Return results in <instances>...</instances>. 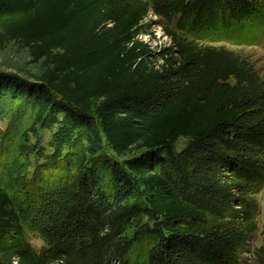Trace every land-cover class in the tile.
Instances as JSON below:
<instances>
[{"label":"trees","instance_id":"1","mask_svg":"<svg viewBox=\"0 0 264 264\" xmlns=\"http://www.w3.org/2000/svg\"><path fill=\"white\" fill-rule=\"evenodd\" d=\"M149 13L171 41L156 57L137 40ZM263 33L264 0H0V48L44 66L36 82L0 76V107L27 112L31 132L60 116L87 143L25 212L0 186V264H248L244 253L264 264V243L248 248L264 82L213 46ZM103 139L127 159L99 155Z\"/></svg>","mask_w":264,"mask_h":264},{"label":"rangeland","instance_id":"2","mask_svg":"<svg viewBox=\"0 0 264 264\" xmlns=\"http://www.w3.org/2000/svg\"><path fill=\"white\" fill-rule=\"evenodd\" d=\"M141 25L147 31L140 32L137 40L150 46L155 57L171 47L170 39L162 30V22L152 13L148 14ZM213 46L233 53L264 82V33L257 43L249 46H235L225 42ZM161 64L162 61L159 62ZM43 71L42 61L33 63L26 48L12 42L0 48V76L36 82ZM10 105L0 107V186L7 191L15 207L18 210L21 207L25 212L33 205L32 199L41 182L61 173L73 158L82 157L87 143L72 127L66 126L60 116L51 119L46 115L43 123L31 132L29 128L33 118L27 112H16L18 106ZM186 144V140L179 139L173 149L180 152ZM99 155L119 163L127 159H118L104 139ZM255 199L259 204L257 230L248 248L260 247L264 243V187ZM23 230L24 238L30 246L37 251L41 250L44 243L39 236L26 226ZM132 250L131 261L135 263L143 256L142 243L134 242ZM250 258L249 253L242 255L248 264H257L254 258Z\"/></svg>","mask_w":264,"mask_h":264},{"label":"built area","instance_id":"3","mask_svg":"<svg viewBox=\"0 0 264 264\" xmlns=\"http://www.w3.org/2000/svg\"><path fill=\"white\" fill-rule=\"evenodd\" d=\"M149 48H150V46H149ZM152 51V50H151Z\"/></svg>","mask_w":264,"mask_h":264}]
</instances>
